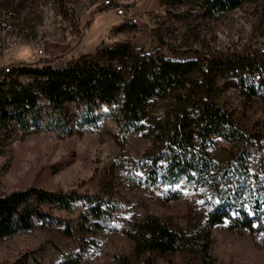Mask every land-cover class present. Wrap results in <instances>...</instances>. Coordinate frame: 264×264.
<instances>
[{
    "label": "rangeland",
    "instance_id": "374dc122",
    "mask_svg": "<svg viewBox=\"0 0 264 264\" xmlns=\"http://www.w3.org/2000/svg\"><path fill=\"white\" fill-rule=\"evenodd\" d=\"M103 1L0 0V18L16 13L14 29L0 33V71L9 65L18 69L15 77L21 83L33 85L35 78L25 67H63L82 54L120 43L143 53L159 50L173 59L196 52L255 58L264 53V0H242L220 14L208 10L204 0H130L138 11L137 24ZM218 83L219 103L250 137L254 167L264 158V101L235 80L221 77ZM45 105L40 99L36 111ZM82 109L69 104L73 133L66 136L24 130L12 107L0 112V195L27 188L100 194L116 205L112 217L96 227L82 200L71 209L42 203L52 218L33 216L29 230L0 238V264H59L67 257H78L81 264H143L148 255L154 264H187L195 257L191 250L137 256L124 231L147 218L209 239L213 264H264V232L231 228L228 221L207 227L209 186L181 182L180 197L166 201L164 187L128 182L113 163L117 158H141L151 148V138L141 130L123 134L114 104L97 103V127L86 130L79 123ZM231 146L213 135L208 149L217 153ZM65 223L73 235L65 233Z\"/></svg>",
    "mask_w": 264,
    "mask_h": 264
},
{
    "label": "trees",
    "instance_id": "16d2710c",
    "mask_svg": "<svg viewBox=\"0 0 264 264\" xmlns=\"http://www.w3.org/2000/svg\"><path fill=\"white\" fill-rule=\"evenodd\" d=\"M241 2L204 0L208 10L218 14ZM16 70L0 82V112L6 114L12 107L24 130L71 135L70 103L83 105L79 123L86 130L97 127V103L117 105L121 132L141 130L152 140L141 158L127 162L117 158L113 163L128 182L135 187H164L166 201L180 197L181 182L207 185L211 188L208 228L228 221L231 228L264 232V158L260 156L252 166L250 137L218 101L221 77L235 80L264 101V53L255 58L196 52L173 59L159 50L143 53L120 43L82 54L63 67H25L23 71L35 78L33 85L21 83ZM42 98L47 102L45 110L36 111ZM213 135L232 146L212 153L208 148ZM76 200L83 201L86 212L97 220L96 227L116 209L100 194L41 188L14 191L0 195V238L29 230L33 216L52 218L40 204L71 209ZM65 233L73 235L68 223ZM124 233L133 241L137 256L155 250H191L195 257L187 264H213L209 239L172 229L155 218L137 222ZM59 264L81 263L78 257H67ZM143 264H154L150 255Z\"/></svg>",
    "mask_w": 264,
    "mask_h": 264
},
{
    "label": "built area",
    "instance_id": "2783aa9c",
    "mask_svg": "<svg viewBox=\"0 0 264 264\" xmlns=\"http://www.w3.org/2000/svg\"><path fill=\"white\" fill-rule=\"evenodd\" d=\"M103 3L106 6L114 8L116 13L124 17L125 20H133L136 23L138 22L139 15L135 5H132L130 0H105ZM15 13H9L5 17L0 18V33L3 34L4 30L8 29L10 25L15 22ZM40 54L43 53L42 48L39 51ZM9 73V65L5 66L0 72V77H4L5 74Z\"/></svg>",
    "mask_w": 264,
    "mask_h": 264
},
{
    "label": "bare ground",
    "instance_id": "6f19581e",
    "mask_svg": "<svg viewBox=\"0 0 264 264\" xmlns=\"http://www.w3.org/2000/svg\"><path fill=\"white\" fill-rule=\"evenodd\" d=\"M15 20H16V13H15ZM128 21H130L132 24H137V23H136L135 21H133V20H128ZM13 24H15V22H14ZM13 24L10 25L8 29L4 30V32L7 33V32H10L12 29H14V28H13ZM3 34H4V33H3ZM10 70H12V69L9 68V72H10ZM2 79H3V77H0V82L2 81Z\"/></svg>",
    "mask_w": 264,
    "mask_h": 264
}]
</instances>
